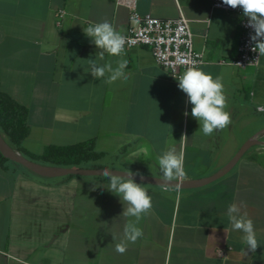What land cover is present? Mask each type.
Listing matches in <instances>:
<instances>
[{"label":"crops","instance_id":"obj_1","mask_svg":"<svg viewBox=\"0 0 264 264\" xmlns=\"http://www.w3.org/2000/svg\"><path fill=\"white\" fill-rule=\"evenodd\" d=\"M60 8L67 12L62 27L55 21ZM138 9L191 20L194 47L205 54L198 68L222 76L231 124L204 135L179 81L147 46L97 61L116 67L126 59L127 80L107 84L91 75L89 59L100 49L84 28L108 21L126 34L130 12L118 0H0V89L28 109L31 131L23 146L41 154L48 145L94 139L108 153L107 166L135 165L155 175L158 157L175 147L184 154L182 178L210 175L264 132V111H257L264 105V56L256 67L229 62L238 55L241 17L212 8L210 0H138ZM109 183L88 175L13 173L0 163V264H24L14 257L43 264H264V142L208 184L142 185L153 207L138 224L143 237L122 255L115 245L134 218L121 215L127 205ZM233 203L254 222L255 253L232 228L227 209Z\"/></svg>","mask_w":264,"mask_h":264},{"label":"clouds","instance_id":"obj_2","mask_svg":"<svg viewBox=\"0 0 264 264\" xmlns=\"http://www.w3.org/2000/svg\"><path fill=\"white\" fill-rule=\"evenodd\" d=\"M224 5L233 9L240 8L247 17V26L253 30L250 37L251 50L264 56V0H222ZM85 34L92 38L91 42L100 49L95 59H89V69L94 78L102 82L112 84L118 79L127 80L125 68L128 61L121 59L113 67L111 61L99 64L103 61L105 53L109 56H122L125 52L126 37L116 31L108 21L98 22L84 28ZM258 60V59H257ZM256 60V61H257ZM86 71V72H88ZM178 87L188 97V103L192 105L191 116L200 123V131L210 136L214 131L223 130L231 124V114L227 111V96L224 92L222 76H213L190 64L178 78ZM257 111H264V105L257 107ZM186 116L188 112L184 113ZM158 164L162 172V181L167 190L171 182H179L185 176L184 154L177 152L175 147H170L158 157ZM125 175L114 173L111 169H104L103 175L108 177L109 191L118 195L124 205L122 216L129 219L123 231V239L116 243L115 251L124 254L128 245L134 244L143 237V230L138 224L144 215L150 213L153 203L152 197L141 183L134 179V173L124 172ZM96 184L91 190H95ZM227 215L234 230L242 232L243 240L247 245V251L255 253L260 246L257 240L254 222L247 213L241 212V205L233 203L228 206ZM115 237L113 236V240Z\"/></svg>","mask_w":264,"mask_h":264},{"label":"built area","instance_id":"obj_3","mask_svg":"<svg viewBox=\"0 0 264 264\" xmlns=\"http://www.w3.org/2000/svg\"><path fill=\"white\" fill-rule=\"evenodd\" d=\"M210 1L212 8L226 9L241 17L242 35L238 55L229 62L243 67L258 66L261 56L258 51L251 50L250 37L253 30L247 26V17L243 15L242 9H233L224 5L222 0ZM118 2L129 8L130 21L132 22L129 31L123 34L127 40L125 50L139 46L149 47L157 64L165 68L168 75L175 80H178L190 64H195L198 67L205 62L204 51L196 50L194 47L191 20L183 13L177 18L164 19L151 13L142 14L138 9V0H118ZM66 13L64 8L57 11L55 21L58 27L63 26ZM223 62L228 61L223 60ZM262 134L264 132L258 134L256 138ZM14 258L24 264H43L19 257Z\"/></svg>","mask_w":264,"mask_h":264},{"label":"trees","instance_id":"obj_4","mask_svg":"<svg viewBox=\"0 0 264 264\" xmlns=\"http://www.w3.org/2000/svg\"><path fill=\"white\" fill-rule=\"evenodd\" d=\"M0 131L5 137L6 141L14 149L20 151L26 157L41 163L73 167L107 166V164L103 162V158L108 153L98 150L94 139L71 145H48L41 154L31 153L26 150L23 146V142L31 131V126L28 121V109L26 106L19 103L14 97L2 91L1 89ZM0 163L4 169L13 173H35L20 162L6 157L1 150ZM120 167L149 173L148 171L142 170L135 165L123 164ZM157 174L162 176L160 167L158 168ZM74 176L76 175L70 174L66 175L65 177L69 178ZM97 177L108 178L104 175ZM136 182L146 186H155L150 183Z\"/></svg>","mask_w":264,"mask_h":264},{"label":"water","instance_id":"obj_5","mask_svg":"<svg viewBox=\"0 0 264 264\" xmlns=\"http://www.w3.org/2000/svg\"><path fill=\"white\" fill-rule=\"evenodd\" d=\"M264 141L256 140V136L250 138L246 141L237 153L233 156V158L228 161L224 166L215 171L214 173L198 177V178H181L179 182H171L172 185H168L170 188H179V189H188L199 187L205 184H208L212 181L219 179L220 177L227 174L239 161V159L243 156V154L254 144L260 143ZM0 150L3 154L11 158L15 161L20 162L25 167L29 168L33 172L48 176V177H58V176H66L70 174L74 175H88V176H102L104 169H111L114 173L125 175L126 171H130V169L119 168V167H110V166H102V167H73V166H63V165H54V164H46L41 163L35 160H32L25 155H23L20 151L14 149L5 139L3 134L0 131ZM135 175L134 179L138 182L150 183L157 186H163L161 175H155L151 173L138 172L131 170Z\"/></svg>","mask_w":264,"mask_h":264}]
</instances>
